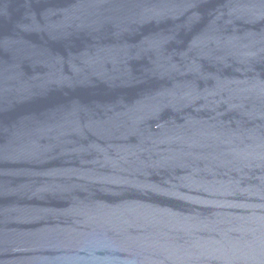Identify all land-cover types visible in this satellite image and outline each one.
Instances as JSON below:
<instances>
[{"label":"water","instance_id":"water-1","mask_svg":"<svg viewBox=\"0 0 264 264\" xmlns=\"http://www.w3.org/2000/svg\"><path fill=\"white\" fill-rule=\"evenodd\" d=\"M0 264H264V0H0Z\"/></svg>","mask_w":264,"mask_h":264}]
</instances>
